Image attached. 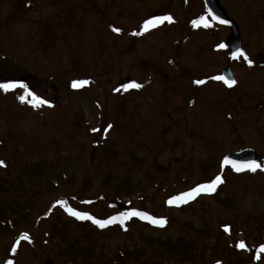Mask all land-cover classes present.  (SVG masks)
<instances>
[{
    "label": "rangeland",
    "instance_id": "obj_1",
    "mask_svg": "<svg viewBox=\"0 0 264 264\" xmlns=\"http://www.w3.org/2000/svg\"><path fill=\"white\" fill-rule=\"evenodd\" d=\"M218 2L251 66L218 47L228 29L193 26L201 0H0V82L24 83L45 101L33 108L18 99L23 89L0 90V177L8 165L21 185L30 172L28 197L0 192L19 209L0 227V264H264V171L220 166L246 148L264 166V0ZM154 14L173 21L134 35ZM226 67L231 90L212 79ZM131 82L142 87L124 91ZM56 170L69 177L52 185ZM215 176L223 183L211 196L167 203ZM128 179L131 192L119 195L114 182L127 189ZM73 195V209L97 219L120 215L108 206L117 202L167 222L132 217L126 236L96 237L102 247L92 251L98 226L56 202Z\"/></svg>",
    "mask_w": 264,
    "mask_h": 264
},
{
    "label": "snow or ice",
    "instance_id": "obj_2",
    "mask_svg": "<svg viewBox=\"0 0 264 264\" xmlns=\"http://www.w3.org/2000/svg\"><path fill=\"white\" fill-rule=\"evenodd\" d=\"M213 19H216V18L213 17ZM165 21L172 22V18L170 16H164V17H159L156 19H149V20L145 21L141 32L133 33V34L134 35H141L144 32L149 31L151 28L158 26V24L164 23ZM220 23H226V22L221 20ZM201 24H203L204 27L209 26L207 20L204 17H201L199 20L193 21L194 27H198ZM113 31L119 33L120 29L119 28H113ZM218 47L222 49L225 47V45L220 44ZM240 57H243V59L249 64V66H251L252 61L248 58V56L244 53L243 50H237L236 52H234L232 54L233 59H238ZM212 79L223 81L228 87H232L233 85L236 84L235 80H228L223 76H215ZM87 83H88V81H74L72 84V87L73 88H79L81 86L86 85ZM195 83L203 84L204 81L198 80V81H195ZM141 87H142L141 84L136 83V82H131L129 84L124 85L123 89H124V91H128L129 89H139ZM18 88L23 89V93H24L23 95H20L18 97V99L20 100L21 103H29V104H31V106L33 108L39 107L40 105L45 103L44 100L40 99L39 97L36 96V94L34 92L29 90L28 86L24 83L16 82V81L0 82V90H2L5 93H7L9 91H14ZM117 91H119V89H117ZM108 127L111 128V125H109ZM93 131H96V130L93 129ZM223 164L224 165L231 164L232 168L237 172L243 171V170H249L252 172H256L258 169L264 171V166H262L261 164L255 162V161L248 162L244 165H237L236 163L229 161L226 158L223 161ZM0 166H4V161H0ZM219 183H223V180L220 176H217L211 183L198 185L197 187L193 188L192 190H190L188 192L183 193L180 196L169 199L167 201V203L169 205L179 206L181 203H187L190 200L195 199L201 193L211 194V193L216 191V187ZM58 203L61 205H64L66 208V211L70 215L74 216L76 219L90 220L93 224H95L96 226H98L99 228H102V229L109 226V225L116 224V223H119L121 226H123L124 223L127 220L131 219L132 217H138L141 220H147L149 223H151L153 225L160 226V227H163L167 222L163 218H155L151 215H148L147 213H144V212H141V211H138L135 209H133L129 212L121 213L118 216H112L106 220L97 219V218L93 217L92 215H90L86 212H79V211L73 210L70 207H66V202L61 201ZM228 230H229L228 228H225V231H228ZM24 238L27 239V234H25ZM237 247L240 249H245L246 245L243 241H241L237 245ZM258 251L264 253V245H261L260 248L258 249ZM257 258H259V257H257ZM8 264H12V262L9 261Z\"/></svg>",
    "mask_w": 264,
    "mask_h": 264
},
{
    "label": "trees",
    "instance_id": "obj_3",
    "mask_svg": "<svg viewBox=\"0 0 264 264\" xmlns=\"http://www.w3.org/2000/svg\"><path fill=\"white\" fill-rule=\"evenodd\" d=\"M202 16H204L205 17V13L203 14H201ZM201 16V17H202ZM207 22H208V24H209V26H212L213 24L211 23V21H209V20H207ZM214 27H216V28H218V29H220V28H222V27H220V26H217V25H213ZM105 127H107L106 125L102 128V130L105 128ZM111 128H112V124H111ZM4 141V140H3ZM3 145H2V142L0 143V149H1V147H2ZM54 168V167H53ZM53 168H52V170H53ZM10 167L8 166V165H5V168L4 169H1L2 171H4V175H2L0 178H2L0 181H1V184H0V192H4V193H8V192H23L24 193V195L26 196V197H28L29 195H30V190H29V185H28V180L30 179V172H28V171H23L22 172V175H23V178H24V181H19V182H21V185L18 183V184H16L14 181H16L15 180V175H16V172L15 171H13V172H11L10 171ZM104 169V168H103ZM107 169V168H106ZM17 170V169H16ZM101 170H102V168H101ZM18 171V170H17ZM20 171H18V173H19ZM25 175V176H24ZM27 175V176H26ZM29 175V176H28ZM110 175H112V172L110 171L109 172V170H107L105 173H104V176L106 177V178H108ZM66 177H69V176H67V172H58L57 170H56V175L53 177V180H52V185H54V184H57L58 183V180H60V179H63V180H65L66 179ZM179 177V176H178ZM19 178H20V176H19ZM22 178V179H23ZM132 179H128L127 180V185H128V183L130 184L132 181H131ZM105 181H107V180H105ZM108 182V181H107ZM118 181H115L114 182V185H113V187L115 188V189H117V188H119L118 190H117V192H119L118 194L119 195H122V194H124V193H126L127 194V196H128V192L130 193L131 192V188H130V186L129 187H127V189H126V183H122V182H118ZM58 185V184H57ZM20 186H21V190H19L20 189ZM131 186H133V184L131 183ZM163 187V186H162ZM127 190V191H126ZM107 191H109V190H107ZM117 195V194H116ZM79 198L80 197H75V195H73V196H71L70 198H66V199H63V200H58V201H56L57 203L58 202H61V201H63V202H66V207H70V208H74V206H77V201L79 200ZM11 209V213L13 214V215H11V216H14L13 218L11 217V216H7V209ZM79 207H76V209H78ZM167 209V208H166ZM73 210H75V209H73ZM18 211H19V209L15 206V204H13V206L11 205H9L8 203H6L5 202V204H3V201H0V227L1 226H3V225H6L7 226V224L9 223V224H12L13 222H15V214L16 213H18ZM147 212V211H146ZM150 214V213H149ZM63 215H64V217H66L67 219H72L71 217H69V216H67L66 214H64L63 213ZM151 215V214H150ZM163 219H165L166 220V218L165 217H163ZM74 222H76V223H80V222H78V221H74ZM128 234V231H127V229H126V227L123 225V226H121L120 224H112V225H109V226H107V227H105V228H99V227H97L96 229H95V231H93L92 233L90 232L88 235L91 237L90 239L92 240V242H93V244L89 247L90 248V250H92L93 251V248H94V251H95V249L96 248H98V247H102V245L101 244H99V242H98V240H97V238L96 237H100V238H102V239H104V238H106V239H110L111 237H113L114 235H119V236H126ZM22 236V235H21ZM21 236H19V238H17L18 239V241H19V239L21 238ZM88 237V236H87ZM88 239V238H87ZM178 241H180V239H178ZM20 242V241H19ZM88 242H90L89 240H88ZM13 244H15V245H17V247L20 245V243H18L17 242V240L15 241V242H13ZM70 245V244H69ZM95 246V247H94ZM68 247V245L66 246V250L68 249L67 248ZM68 252H67V257H68V259L70 260L73 256V252H72V250H71V248H70V250L68 249L67 250ZM74 251V250H73ZM124 254H126L124 251H119L115 256H114V254L112 253V255L114 256H112L111 258H115V260H116V258L118 259V260H116L117 262L118 261H122L121 259H125L124 258ZM204 254H206V253H204ZM183 256H185V255H183ZM185 257H187V256H185ZM255 259H256V255H255V257H254ZM217 260H219V259H217ZM220 260H222V259H220ZM220 260L218 261V262H213V263H211V264H220L219 262H220ZM71 261H74V259L73 260H71ZM6 264H8V262H5ZM12 264H14V263H12ZM16 264V263H15ZM71 264H73V263H71ZM86 264H89V262H87ZM92 264V263H91ZM94 264H96V263H94ZM152 264H154V263H152ZM171 264H178V263H176L174 260H172V262H171Z\"/></svg>",
    "mask_w": 264,
    "mask_h": 264
},
{
    "label": "water",
    "instance_id": "obj_4",
    "mask_svg": "<svg viewBox=\"0 0 264 264\" xmlns=\"http://www.w3.org/2000/svg\"><path fill=\"white\" fill-rule=\"evenodd\" d=\"M202 1H203V6H204L205 11L209 14V16L212 18L213 21L229 28L230 35L227 37L225 41V49L228 51L229 57L232 58V54L234 52H236L237 50H241V39L239 35L238 26L233 20H231L227 16L225 10L220 6L218 0H202ZM213 17H215L216 19H213ZM156 18H159V16L155 15L154 19ZM221 20L225 21L226 23H220ZM260 66H264V62H262ZM221 76L225 77L228 80H234L230 67H227L224 70H222ZM225 86L228 87L226 84ZM228 88H231V87H228ZM226 158L229 161L236 163L237 165H244L251 161L257 162L256 161L257 155L252 149H245L237 153H232L230 155H227L224 158V160ZM99 198L103 199L102 196H100ZM109 205L118 209L122 213L126 211V208L123 205H120L114 202H110ZM43 264H53V263L51 260L48 259Z\"/></svg>",
    "mask_w": 264,
    "mask_h": 264
}]
</instances>
